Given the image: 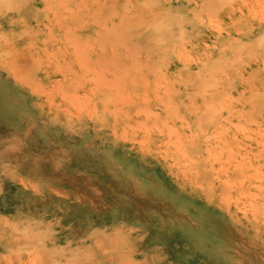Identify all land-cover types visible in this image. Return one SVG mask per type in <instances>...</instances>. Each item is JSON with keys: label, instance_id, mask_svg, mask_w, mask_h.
I'll return each instance as SVG.
<instances>
[{"label": "rangeland", "instance_id": "1", "mask_svg": "<svg viewBox=\"0 0 264 264\" xmlns=\"http://www.w3.org/2000/svg\"><path fill=\"white\" fill-rule=\"evenodd\" d=\"M12 1L0 264H264V0ZM96 8L141 33L111 69L63 24Z\"/></svg>", "mask_w": 264, "mask_h": 264}, {"label": "bare ground", "instance_id": "2", "mask_svg": "<svg viewBox=\"0 0 264 264\" xmlns=\"http://www.w3.org/2000/svg\"><path fill=\"white\" fill-rule=\"evenodd\" d=\"M3 0H1V2H2ZM47 1L49 2V0H46L45 1V3L43 4L44 5V7H45V9H46V7L47 8H49V7H51L52 9H53V7L54 6H52V4H49V3H47ZM81 3H84V2H87L88 0H79ZM99 2V3H104V2H106V0H95V2ZM10 3V4H13V6H16V3L14 2V1H12V0H6V2H4V3ZM54 2V1H53ZM64 2V1H63ZM65 2L67 3V4H69L70 2H72V0H65ZM76 2V0H74V3ZM93 2H94V0H93ZM51 3V2H50ZM66 3H64V4H66ZM2 4H3V2H2ZM66 4V5H67ZM77 5V4H76ZM81 5V4H80ZM83 5H85V3L83 4ZM91 5V4H90ZM63 6V5H62ZM78 6V5H77ZM104 6V5H103ZM127 6V5H126ZM262 6V5H261ZM63 7H65V6H63ZM66 7H68V6H66ZM80 7V6H79ZM112 7V6H111ZM86 8H87V6H86ZM128 8V7H127ZM126 8V9H127ZM14 9V8H13ZM13 9H12V11H13ZM15 9H17V7L15 8ZM42 9V8H41ZM44 9V8H43ZM54 9H56V14H57V12H60V9H62V8H60V9H58V8H54ZM83 9V8H82ZM95 9V8H94ZM94 9H92L91 11H82V12H74V13H71L72 15H70V21H67V22H65L64 23V21H63V24L64 25H69L72 29H70L69 31H70V38H72L73 40H76V42L75 43H77L78 41V39L77 38H80V37H83V36H85L86 38H90V34L88 33V31L90 32L91 30H92V28H93V30L95 31V38H100V40H98V41H101V40H105V41H101V44H100V51H99V53H98V55H99V57L105 62V65H106V68L107 69H111V68H113V67H115L118 63H119V56H117L118 54L116 53L117 51L115 50L114 51V49H113V47L115 48V49H117V45H119V44H117V45H114V44H112V42H116V43H125L126 44V46H128V47H133V48H136L137 46L135 45V44H133V41L134 40H136L137 39V37L139 38L140 37V31H134L135 29H137L136 28V25H129V22H128V20L127 19H125V20H127V21H122L121 23H118L117 25L118 26H115V25H111V26H108L109 28H110V30L112 29V30H114V27H115V29H117L118 28V32H116L115 34L113 33V34H110V33H108L106 30H107V28H103V26H102V24L104 25V23H101V19H102V16L99 14V13H97L99 10V8H96V10H94ZM166 10V9H165ZM260 10H262V9H260ZM167 11V10H166ZM165 12V11H164ZM170 12V11H169ZM263 13H264V11H263ZM126 14V13H125ZM170 14V13H169ZM9 15V14H8ZM163 15H166V14H163ZM17 16H19V15H17ZM130 16H131V14H130ZM176 16H178V15H175L174 16V18H177ZM9 17V16H8ZM10 17L12 18V17H15V16H13V14L12 15H10ZM20 17V16H19ZM18 17V18H19ZM66 17V16H65ZM141 17V16H140ZM160 17H163V16H160ZM68 18V17H67ZM129 18V17H128ZM139 18V17H138ZM263 18H264V16H263ZM122 19H124V17H122ZM151 19V18H150ZM158 19V18H157ZM152 19V21L149 23V24H153L152 25V27H153V30H155L156 29V31H157V26H155V25H158V20H160L161 21V19ZM182 19V18H181ZM76 20V22H74ZM140 20V22L137 24V26H142L143 24H144V20L142 19V18H140L139 19ZM162 20H164V19H162ZM91 21V22H90ZM97 21H99V25L100 26H102L101 28H97V26H89L88 24H94V23H92V22H97ZM263 21H264V19H263ZM69 22V23H68ZM90 22V23H89ZM126 22H128L127 24H126ZM156 22H158V23H156ZM122 23H125L126 24V27H127V30L128 31H126L125 33H123V34H120V29H121V27H122ZM179 23V22H178ZM182 23V22H181ZM78 24H80V25H78ZM161 25L163 24V23H160ZM66 25V26H67ZM98 25V24H97ZM99 25H98V27H99ZM172 25V24H171ZM165 26V25H164ZM105 27V26H104ZM113 27V28H112ZM161 27V26H160ZM168 27V26H167ZM109 28H108V30H109ZM69 29V28H68ZM109 30V31H110ZM139 30V29H138ZM142 30V29H141ZM162 31H163V28H162ZM158 32V31H157ZM159 32H160V29H159ZM165 32V31H164ZM163 32V33H164ZM173 32V31H172ZM63 33V32H62ZM88 33V34H87ZM161 33V32H160ZM166 33V32H165ZM181 33H183V31H181ZM86 34V35H85ZM162 34V33H161ZM165 34H163V36H164ZM178 35H179V32H178ZM158 37V36H157ZM157 37H155V39L157 38ZM165 37V36H164ZM164 37H162V38H164ZM166 38V37H165ZM158 39V38H157ZM72 40V41H73ZM95 41H96V39H94ZM89 40H86V42L88 43H85V45L83 44V46H81V47H83V48H81V47H78V45H80L79 43H77L76 44V50L79 52V53H81V54H83V55H85L86 56V62H88L90 59H92V56L94 55V53L95 52H89L86 48H88V46H93V45H91V44H93V43H91V44H89V42H88ZM159 41V40H158ZM91 42V41H90ZM92 42H93V39H92ZM80 43H82V41L80 42ZM84 43V42H83ZM109 43L111 44V45H109ZM87 44V45H86ZM110 48H109V47ZM107 47L110 49V51H108L107 50ZM111 47H112V49H111ZM150 47V46H149ZM89 50H91V48H88ZM137 49V48H136ZM93 50V49H92ZM95 51V50H94ZM22 63H20V66L24 63L23 61H21ZM23 67H26V64H24V66ZM2 110V109H1ZM90 198V197H89ZM14 238V237H13ZM16 240V239H15Z\"/></svg>", "mask_w": 264, "mask_h": 264}]
</instances>
